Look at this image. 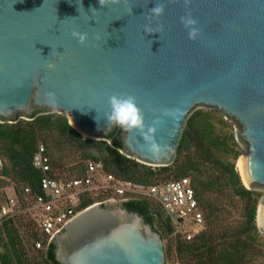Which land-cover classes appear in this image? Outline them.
I'll use <instances>...</instances> for the list:
<instances>
[{
  "label": "water",
  "instance_id": "water-1",
  "mask_svg": "<svg viewBox=\"0 0 264 264\" xmlns=\"http://www.w3.org/2000/svg\"><path fill=\"white\" fill-rule=\"evenodd\" d=\"M156 2L0 0V123L59 114L84 139L105 141L117 128L105 118L108 98L129 93L146 124L159 120L161 150L148 153L139 133L120 128L122 153L168 167L189 117L212 110L234 125L244 186L264 193V0H163L164 15L148 19ZM189 11L200 29L195 41L180 22ZM73 30L88 33L86 46ZM46 92H55V106ZM257 217L264 236V198ZM53 242L60 264L166 262L161 236L122 202L83 210Z\"/></svg>",
  "mask_w": 264,
  "mask_h": 264
},
{
  "label": "trees",
  "instance_id": "trees-1",
  "mask_svg": "<svg viewBox=\"0 0 264 264\" xmlns=\"http://www.w3.org/2000/svg\"><path fill=\"white\" fill-rule=\"evenodd\" d=\"M228 122L212 110L194 112L187 121L176 159L168 167H150L126 157L119 127L105 141H96L84 139L59 114L0 123V191L12 187L19 210L31 206L43 194L44 174L33 166L39 144L44 145L50 161L47 176L55 180L85 177L90 162L101 164L106 174L121 181L151 186L188 179L204 214V228L191 241L176 239L175 249L173 243L165 246L166 263L177 260L181 264H252L258 249L256 217L261 194L242 183L236 169L242 153ZM26 189L30 194H26ZM108 199L121 201L123 208L142 216L162 240L173 235L169 217L149 198H117L111 193L95 197L86 192L79 195L76 211ZM227 200L245 203V223L239 229L225 224ZM4 201L0 199V204ZM21 213L24 212L0 221V264H60L55 243L46 245L37 224ZM25 216L28 221L22 225ZM38 241H43V249L36 248Z\"/></svg>",
  "mask_w": 264,
  "mask_h": 264
},
{
  "label": "built area",
  "instance_id": "built-area-1",
  "mask_svg": "<svg viewBox=\"0 0 264 264\" xmlns=\"http://www.w3.org/2000/svg\"><path fill=\"white\" fill-rule=\"evenodd\" d=\"M33 166L44 174L41 180L43 194L34 199L28 210L35 213L38 231L46 239V245L53 243L55 237L80 213L76 211L78 198L80 194L86 192L97 196L99 193H111L117 198H149L164 210L171 223L182 229L191 226L196 230L195 234L186 233L187 241L194 239L199 229L203 227V215L188 179L151 186L135 181H121L106 174L101 164L90 162L85 177L55 180L47 176L50 161L42 144L38 145L33 157ZM26 194H30L29 189H26ZM113 201L116 199H108L97 204ZM17 212H19L17 203L10 197L0 204V221ZM43 247V241L36 243L38 250Z\"/></svg>",
  "mask_w": 264,
  "mask_h": 264
},
{
  "label": "clouds",
  "instance_id": "clouds-1",
  "mask_svg": "<svg viewBox=\"0 0 264 264\" xmlns=\"http://www.w3.org/2000/svg\"><path fill=\"white\" fill-rule=\"evenodd\" d=\"M120 0H99L101 7H106L109 3L118 4ZM126 2V0H125ZM191 0H184L187 6ZM165 3L163 0H157L154 7L150 8L146 14L148 19L155 17L159 19L164 15ZM129 13H132V9H128ZM91 12L95 14L97 10L91 9ZM180 22L188 30V39L195 41L200 35V29L197 27L198 21L194 18L191 11L187 12L184 16L180 17ZM145 32L153 33L148 26H145ZM72 37L78 41L82 46H86L89 41L88 33L73 30ZM96 39H100L99 36ZM45 97L47 102L55 106L57 103L55 92H46ZM109 111L105 114V118L112 126H117L122 130L129 133H139L142 138L146 151L152 155H156L160 152L161 146L155 139V133L157 131L156 124L159 120L154 121L152 125L146 124L143 110L138 106L136 97L129 93L113 94L108 98Z\"/></svg>",
  "mask_w": 264,
  "mask_h": 264
},
{
  "label": "rangeland",
  "instance_id": "rangeland-1",
  "mask_svg": "<svg viewBox=\"0 0 264 264\" xmlns=\"http://www.w3.org/2000/svg\"><path fill=\"white\" fill-rule=\"evenodd\" d=\"M200 110L208 111V110H205V109H200ZM228 123L230 124V126H232L233 131L235 133L234 125L232 123H230V122H228ZM239 149H240L242 154L239 157V159L236 161V169H237L238 172H239L238 163L240 162L241 158L244 155L243 149L241 148L240 145H239ZM1 169H2V162L0 161V170ZM255 192H258L259 194H261L260 201L258 203V207H259L261 201L264 198V193H263V191H255ZM94 196L96 197L97 195L94 194ZM4 197H6V198L7 197H11L12 198L13 197V188L12 187H8V188L3 189V191H0V199H2V201L6 200V198H4ZM113 202L115 204H118L121 201L116 200V201H113ZM226 204H227V213H226V216H225V219H226L225 220V224H226V226L228 228H232V229L233 228H236V229L241 228L243 226V224L245 223V203L241 202V201H238V200H233V201L227 200ZM258 207H257V210H258ZM28 208L29 207L20 208L19 212H24V213H21V214H25V215L29 216L30 219L33 220L35 224H37L36 221H35V217H34L35 213L33 211H29ZM200 211H201V213H202V215L204 217L203 211L202 210H200ZM27 216L23 217L22 225L26 224V222L28 221V219H27L28 217ZM164 216H166V214H164ZM203 220H204V218H203ZM171 224H172V228H173L174 232H173V235L171 237H166V239L163 240L164 248H165V246L173 243L172 246L175 249V247H176V239H178V238H181L182 240L185 239L186 233L195 234L196 230L193 227H191V226H188L187 228L182 229V228L174 225L173 223H171ZM204 224H205V221L203 223L202 229L201 228L199 229L198 234H196V236H198L201 233V231L204 228ZM256 225H257V222H256ZM257 228H258V226H257ZM258 233H259L258 244H257L258 249H257V251L254 254L253 260L251 261L252 264H264V236L260 233L259 229H258ZM165 264H181V263L179 261H177V260H173L170 263H166L165 262Z\"/></svg>",
  "mask_w": 264,
  "mask_h": 264
},
{
  "label": "bare ground",
  "instance_id": "bare-ground-1",
  "mask_svg": "<svg viewBox=\"0 0 264 264\" xmlns=\"http://www.w3.org/2000/svg\"><path fill=\"white\" fill-rule=\"evenodd\" d=\"M82 135H83V134H82ZM83 137L86 138V136H84V135H83ZM239 164H240V162L238 163V170H239V174H240V167H239ZM240 175H241V174H240ZM241 178H242V177H241ZM258 213H259V211H258ZM257 218H258V217H257Z\"/></svg>",
  "mask_w": 264,
  "mask_h": 264
}]
</instances>
